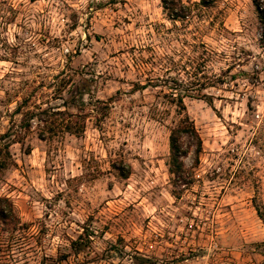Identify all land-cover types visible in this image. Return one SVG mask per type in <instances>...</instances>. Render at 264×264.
Segmentation results:
<instances>
[{
    "label": "rangeland",
    "instance_id": "1",
    "mask_svg": "<svg viewBox=\"0 0 264 264\" xmlns=\"http://www.w3.org/2000/svg\"><path fill=\"white\" fill-rule=\"evenodd\" d=\"M180 1L0 0V264H264V25Z\"/></svg>",
    "mask_w": 264,
    "mask_h": 264
},
{
    "label": "trees",
    "instance_id": "2",
    "mask_svg": "<svg viewBox=\"0 0 264 264\" xmlns=\"http://www.w3.org/2000/svg\"><path fill=\"white\" fill-rule=\"evenodd\" d=\"M162 3L163 9H165L168 12V15L171 19H176L180 17L179 8L182 6L180 0H160ZM214 0H200V4L203 6H207L213 3ZM254 5L257 9V12L261 16V21L264 25V8L261 7V5L258 3V0H253ZM179 7V8H178ZM262 42L264 46V30L261 34ZM140 86V85H139ZM146 86L141 85L140 87H137V89H144ZM172 90H175V87H169V92L166 94L170 98V101L175 104L177 107V113L179 115H182L178 119V123L176 126L172 127L169 132V152H170V159H169V172L172 174L177 175L178 177L183 172V163L181 158L187 155L188 148L193 147L194 153L197 156L201 149V139L195 129V126L193 124V121L189 119L187 114H184L183 111L185 110V106L183 104V95L179 93H174ZM204 98H206L205 95H203ZM207 103H211L210 99H206ZM41 112H46V109H42ZM57 114L54 112H51L50 115ZM60 114V113H58ZM46 120V119H45ZM63 120V119H61ZM68 121V120H67ZM61 122V121H60ZM77 124H79V121H76ZM66 123V122H65ZM56 124V123H53ZM59 124H64L63 121ZM72 123L67 122L65 124V130L72 131L75 133H78L79 131H74ZM3 199H0V219L3 221L9 220V216H12V207L8 204V213L6 214L3 210V207L1 206ZM256 212L260 219L262 220L264 224V213L260 212L256 208Z\"/></svg>",
    "mask_w": 264,
    "mask_h": 264
}]
</instances>
